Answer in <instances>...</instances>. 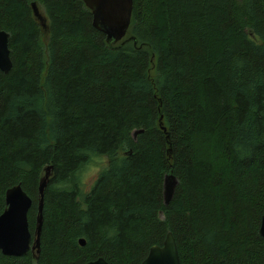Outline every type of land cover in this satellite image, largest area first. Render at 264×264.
I'll return each instance as SVG.
<instances>
[{"label":"trees","instance_id":"obj_1","mask_svg":"<svg viewBox=\"0 0 264 264\" xmlns=\"http://www.w3.org/2000/svg\"><path fill=\"white\" fill-rule=\"evenodd\" d=\"M0 30V216L21 185L33 235L52 167L40 254L0 264H142L169 232L181 264H264V0H133L114 45L82 0H0Z\"/></svg>","mask_w":264,"mask_h":264},{"label":"water","instance_id":"obj_2","mask_svg":"<svg viewBox=\"0 0 264 264\" xmlns=\"http://www.w3.org/2000/svg\"><path fill=\"white\" fill-rule=\"evenodd\" d=\"M93 17V27L105 35L109 45L120 43L127 36L131 25L133 0H82ZM34 16L42 20L37 4H32ZM10 35L0 30V72L8 74L12 67L9 49ZM52 167H47L45 176L39 186V207L36 218V228L32 235L29 228L28 214L32 207V199L21 185L8 189L5 193L6 208L0 216V251L4 256L23 257L32 253L34 257L40 254L41 233L43 227L44 192L48 184ZM178 180L173 175L164 179V204L168 205L174 196ZM264 239V216L261 219L259 231ZM80 245L85 246L84 240ZM86 264H109L103 258ZM142 264H181L178 247L171 232L167 234L163 246H154Z\"/></svg>","mask_w":264,"mask_h":264},{"label":"rangeland","instance_id":"obj_3","mask_svg":"<svg viewBox=\"0 0 264 264\" xmlns=\"http://www.w3.org/2000/svg\"><path fill=\"white\" fill-rule=\"evenodd\" d=\"M39 9V7H38ZM39 12H40V15L42 17V20H37L39 21L40 25H42V28L45 32V28H46V19L42 13V10L39 9ZM107 158H98L96 159L94 162L90 163L88 166H86L83 171H82V177H81V180H82V184H83V187H82V191L84 193H87L89 192L92 184L94 183V181L96 180L99 172L105 167L107 166Z\"/></svg>","mask_w":264,"mask_h":264},{"label":"flooded vegetation","instance_id":"obj_4","mask_svg":"<svg viewBox=\"0 0 264 264\" xmlns=\"http://www.w3.org/2000/svg\"><path fill=\"white\" fill-rule=\"evenodd\" d=\"M31 253V252H30ZM32 254V253H31ZM33 255V254H32Z\"/></svg>","mask_w":264,"mask_h":264}]
</instances>
